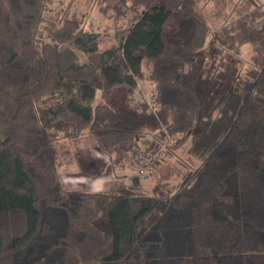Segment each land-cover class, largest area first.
<instances>
[{
  "label": "trees",
  "instance_id": "obj_1",
  "mask_svg": "<svg viewBox=\"0 0 264 264\" xmlns=\"http://www.w3.org/2000/svg\"><path fill=\"white\" fill-rule=\"evenodd\" d=\"M52 2L0 0V264H264V5L209 37L196 0H117L101 48L104 33L66 6L48 15ZM216 43L253 46L247 81L213 52L202 75ZM146 69L153 91L135 100ZM86 129L115 165L156 155L149 170L165 138L178 149L194 132L202 160L177 188L133 175L67 189L56 145Z\"/></svg>",
  "mask_w": 264,
  "mask_h": 264
},
{
  "label": "rangeland",
  "instance_id": "obj_2",
  "mask_svg": "<svg viewBox=\"0 0 264 264\" xmlns=\"http://www.w3.org/2000/svg\"><path fill=\"white\" fill-rule=\"evenodd\" d=\"M116 2L117 0H110V10H108V2L104 0H53L47 8V13L48 15H52V12L56 10H62V8L64 10L63 6L68 7V12L76 14L86 30L104 33L105 43L101 48H105L116 42L115 34L118 29L112 19L113 9L111 7ZM196 4L199 11L208 18L211 30L209 37H211V33L220 28L225 22H229L236 18V16L239 17L242 14L250 12L256 5H264V0H196ZM127 14L123 19L121 18L119 22L120 26L122 24L124 27L127 26L129 16L133 17L134 15L131 10ZM210 52H213V56H215L216 61H214L220 63L221 67L224 68L223 71H228L226 73L233 72L240 79L242 78L247 81L251 77V73L256 70L252 57L255 50L250 43L242 45L239 53L234 54L216 43V47H207L206 55L202 59V69L204 72L202 75L206 74L207 69L211 66L213 57L210 56ZM145 72L146 78L135 89V100H143L146 97H150L153 91L154 81L147 69ZM125 87L124 84L116 88V90ZM100 95L99 89L94 103L100 99ZM204 105L205 102L203 109ZM207 118L208 116L204 109L203 121L200 125L205 124ZM159 133H164V130L162 129ZM194 136L195 132L178 149H171L169 144L172 143V140L165 138L163 143L165 145L167 143V145L163 147L164 151L162 150V155H160L157 164L148 170L147 175H144L139 172V166L134 162L133 156L125 158V161H123L125 167L122 168L121 164L115 165L114 153L108 148H100L101 144L97 137L86 129L81 139L63 136L60 138L59 143L56 145L58 162L62 159V166L58 168V174L63 187L67 189L77 188L82 184H86L92 190H101L108 185V183H106L107 185L102 183L101 180H104V178L111 180L110 178L113 177L115 169V173H118L119 177H123V179L126 176H140L142 182L148 187L150 192L153 191L157 182H167L169 187L177 188L202 160L200 154L199 156L197 153H195L196 155L192 153V145H194L193 142L195 141ZM144 138L150 140L153 136L146 134L141 139ZM140 143H142V140ZM70 160H72L71 163L65 165V161L69 162ZM125 172L127 174L124 175ZM82 180L84 181L80 182ZM91 183H93L92 187H90Z\"/></svg>",
  "mask_w": 264,
  "mask_h": 264
},
{
  "label": "built area",
  "instance_id": "obj_3",
  "mask_svg": "<svg viewBox=\"0 0 264 264\" xmlns=\"http://www.w3.org/2000/svg\"><path fill=\"white\" fill-rule=\"evenodd\" d=\"M160 146H163V144H160ZM143 158H144L143 155H139L138 158L139 172L143 173L144 175H147L150 164L156 161V155L150 156L146 160H144Z\"/></svg>",
  "mask_w": 264,
  "mask_h": 264
},
{
  "label": "crops",
  "instance_id": "obj_4",
  "mask_svg": "<svg viewBox=\"0 0 264 264\" xmlns=\"http://www.w3.org/2000/svg\"><path fill=\"white\" fill-rule=\"evenodd\" d=\"M74 138H76V139H81V138H83V133L81 134V135H79V136H77V137H74ZM71 161L72 160H70L69 162H66L65 161V165H69L70 163H71ZM123 167H125L124 165H122V168ZM115 171H116V169H115ZM115 171H114V175H113V177L112 178H110L111 180H108L107 178H104V180H101L102 181V183H110V182H112V181H114V180H116V179H120V180H124L125 182H130L131 181V178L132 177H129V176H126L124 179H123V177H119L120 175H118V173H115ZM119 174H122V173H119ZM125 174H127L126 172L124 173V175ZM84 180H82V181H80V182H83ZM98 183H100V182H98ZM98 183H96V185H98ZM107 185V184H106ZM93 186V183H91V185H90V187H92Z\"/></svg>",
  "mask_w": 264,
  "mask_h": 264
}]
</instances>
